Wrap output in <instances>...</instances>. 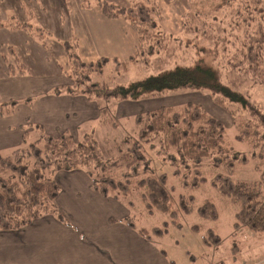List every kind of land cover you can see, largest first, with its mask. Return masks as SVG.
Masks as SVG:
<instances>
[{"label": "trees", "instance_id": "1", "mask_svg": "<svg viewBox=\"0 0 264 264\" xmlns=\"http://www.w3.org/2000/svg\"><path fill=\"white\" fill-rule=\"evenodd\" d=\"M129 3L124 6L109 0H82L80 6L95 4L104 16L124 17L138 38L130 61L150 65L151 56L156 54L155 60L173 66L127 84H116L110 76L105 78L104 71L111 60L118 73L121 61L117 57L99 56L83 61L77 52V40H61L60 45L71 63L65 75L72 83L55 86L52 93L82 95L93 101L99 110L96 120L110 130L120 126L114 112L121 102L141 105L144 99H156L167 93L206 91L231 115L236 129L234 139L247 146L248 152L257 150L264 158V111L235 82L223 79L226 77L222 73L223 62H216L221 48L232 72H243L246 79L264 82V0H220L213 5L210 1H199L192 21L183 23L182 32L176 35L159 24L161 14L156 0ZM225 16L229 20L223 27L219 21ZM4 26L27 32L45 48L46 37H52L41 26L28 21L15 20ZM183 48L191 53L187 63L176 59ZM8 50L14 62L6 63L9 73L26 74L14 49L8 46ZM213 50L216 52L208 57ZM36 99L37 96L30 94L23 100L2 99L0 116L11 114L20 103L30 107ZM131 121L132 131L126 130L121 139L113 141L105 150L94 131H88L76 141L66 130L52 135L45 131L43 124L29 122L26 117V123L20 125V145L9 148L6 153L0 150V232L22 229L46 214L69 224L55 202L60 187L52 175L58 170L78 169L85 171L90 179L89 188L101 196L121 200L131 209L134 202L127 197L135 195L145 210L168 213L170 220L179 225L167 186L168 175L157 173L152 162L171 166L180 185L194 191L207 180L199 167L204 158L210 159L212 167H221L210 182L238 207L234 227L245 225L252 232L264 231V167L258 169L257 181L249 183L232 178L236 165L245 164L249 159L245 153L229 146L225 126L218 117L190 101L136 111ZM178 197L184 213L196 211L203 219H217L216 207L209 199L195 205V196L191 193H181ZM124 221L151 238L145 227H137L131 215H126ZM151 230L161 234L157 226H151ZM217 240V235L211 233L207 242L216 244Z\"/></svg>", "mask_w": 264, "mask_h": 264}, {"label": "crops", "instance_id": "2", "mask_svg": "<svg viewBox=\"0 0 264 264\" xmlns=\"http://www.w3.org/2000/svg\"><path fill=\"white\" fill-rule=\"evenodd\" d=\"M80 3L81 0H0V14L5 15L0 21L7 23L6 16L9 20L30 19L52 35L51 47L58 40L74 38L82 59L94 60L97 54L108 56L109 52H116L113 50L126 36L133 53L137 38L123 16L109 18L98 5L82 7ZM0 41L12 46L17 54H24L30 65L27 74L9 73L6 63L12 61V56L9 52L3 54L6 49L0 42V99H17L23 94H40L42 88H52L53 75L59 76L58 61L63 55L59 44L58 54L55 50V55L51 53L58 58L52 61L50 46L44 49L20 29L0 27ZM36 52L42 53V57L37 59ZM45 52L49 59L43 56ZM47 82L48 88L42 86ZM43 97L49 101L40 97L30 107L18 104L13 113L0 116V150L20 145V125L26 117L29 122L46 126L45 130L52 135L55 128L57 132L70 130L98 118L95 103L82 95L52 93ZM54 175L60 187L55 202L69 224L46 214L22 229L0 232V264L174 263L159 243L124 221L127 210L123 204L89 188L90 179L84 170H58Z\"/></svg>", "mask_w": 264, "mask_h": 264}, {"label": "rangeland", "instance_id": "3", "mask_svg": "<svg viewBox=\"0 0 264 264\" xmlns=\"http://www.w3.org/2000/svg\"><path fill=\"white\" fill-rule=\"evenodd\" d=\"M82 1V0H81ZM114 3H118L124 6H129V2H145L148 3L149 0H109ZM199 1L202 0H156L159 14H161V19L159 21V24L162 25L163 29H166L170 33L176 35L180 34L182 32V25H186L190 20L195 16V5ZM212 2L213 4H219L220 0H205L206 3ZM5 15L0 14V18H3ZM6 22H15L13 18L11 20L7 19V16L5 18ZM229 20L228 16H225L220 19L219 24L223 27L227 24ZM21 21V20H18ZM26 21L30 22V19H27ZM25 21V22H26ZM23 22V21H21ZM217 22V21H216ZM7 23H4V21H0V27H3ZM32 25H35L33 22H30ZM184 23V24H183ZM37 26V25H35ZM135 37L136 33L133 30ZM27 36L30 37V40L36 41L34 36L28 35L27 32H25ZM52 38V37H51ZM137 38V37H136ZM74 38L70 39H61V40H71L73 41ZM138 39V38H137ZM51 39L49 37H46L45 41H47V46H50ZM61 40H58V43H54V46H50L48 48L51 53L58 54V48L59 52H63V55L59 58L58 61V68L60 70L59 76L53 75L55 79H52L53 85L52 88L46 90L42 88V91L40 94L32 93L30 95H35L37 98L42 97L45 100H48V97L45 98L43 96H46L48 94H52L53 89L55 86H58L60 83L63 84H71V79L65 75V73L70 71L71 63L68 60L66 53L63 51L62 46L60 45ZM76 40V39H75ZM54 41V40H53ZM1 44L2 41H0ZM39 42V41H36ZM41 44V42H39ZM78 43V41H77ZM3 50L6 49L4 53L10 52L8 50V45H5ZM59 45L56 47V45ZM137 44V41H136ZM42 46V44H41ZM220 44H218V48H220ZM12 47V46H9ZM43 47V46H42ZM116 52H109L107 55H101L97 54V57L99 56H106V57H117L118 60L121 61L120 67L118 70V73L115 72V63L111 60L108 62V64L105 66V78L108 79L112 78V83L116 84H127L129 82H132V80L136 79H142L143 77L147 75H155V73L159 72L161 69H166L168 67H172L173 65L163 64L159 60L156 59V54L151 56L152 63L150 65H142L135 61H130L129 57L132 52H130L129 49V38L126 36L125 39L122 42H119V46ZM44 47V49H46ZM78 48V44H77ZM181 54L177 56L176 59L179 61L183 60L185 63H187L188 58L190 59L191 53L188 51V49H182L180 50ZM188 51V52H185ZM216 52V50L211 51L208 54V57ZM219 55H217L218 64L220 62H223L222 68L224 69L222 73L226 76L223 77V79L230 80L232 82H235L237 87H239L241 90H244L250 100L255 103V105L260 107L262 111H264V82H255L251 79H246V77L243 75V72H232L230 68L228 67L225 60H227L225 57H223L221 53V48L218 50ZM15 52V51H14ZM134 52V51H133ZM37 53V52H36ZM53 53V54H54ZM118 53V54H113ZM190 53V54H189ZM2 54V57L4 56ZM15 54H17L15 52ZM51 54L52 61L55 58H58ZM189 54V55H188ZM18 59L19 62L24 66V68L28 71V68L30 65H27L26 58L24 54L19 53ZM49 55L45 52L43 53V56ZM221 56V57H220ZM42 57V53H37L36 58L39 59ZM96 57V58H97ZM95 58V59H96ZM211 58V56H210ZM222 58L224 61H222ZM25 59V60H24ZM83 61H88V59H82ZM13 62V59L10 63ZM14 63V62H13ZM16 67V72L19 71V68ZM31 68V67H30ZM33 68V67H32ZM65 71V72H64ZM231 71V72H230ZM27 74V73H26ZM27 76V75H26ZM115 76V77H114ZM45 77L42 78V81ZM46 79V78H45ZM114 81V82H113ZM49 83H43L42 86L47 87ZM234 84V85H235ZM48 88V87H47ZM25 94L18 96L17 100H23L25 99ZM3 99V98H2ZM0 99V101L2 100ZM15 99V98H14ZM194 102L196 104L202 105L206 111L211 114L218 117L223 125L225 126V137L227 139V143L229 146L234 148L237 151H240L242 153H245L248 156L249 161L245 164H238L235 167V172L232 175V178L236 181L242 180L245 182H254L259 179L260 171L258 169H262L264 167V158L262 156L258 155L257 150L249 151V148L242 144L241 142H237L234 139V135L236 133L235 126L232 124V117L231 115L221 108L217 103H215L210 96V94L206 91H179L178 93H167L166 96L157 97L156 99H144L141 103V105L138 108H134L132 106H129V102H121L120 104H117L115 106V112L114 116L118 117L120 120V126L119 127H113L110 130L103 126V124L100 123L98 120H91L96 123V127L91 125V121H85L80 126L78 125L77 130H75L74 127L72 129L66 131L70 132L73 139L77 141V139L80 138L85 133H88V131H94L97 133V139L99 143H102L105 150H107L113 143V141L121 139L125 134L126 130L132 131L134 123L131 121L132 115L136 111H144L148 108H156L158 105H178L179 103H185V102ZM22 104V103H20ZM147 106V107H146ZM119 109H122L121 112ZM112 110V114H113ZM13 113V112H12ZM122 113V114H121ZM130 116L131 118H126L127 116ZM128 116V117H129ZM26 123V122H25ZM37 123V121L35 122ZM27 125V124H26ZM44 126V125H43ZM46 128V126H44ZM28 129V125L27 128ZM47 130V128H46ZM45 130V131H46ZM53 132V128L51 129ZM56 130V128H55ZM53 132V135H59L60 133L64 132L63 130L57 132ZM29 132V130H27ZM47 132V131H46ZM48 133V132H47ZM4 153H6L8 150L2 149ZM200 171L203 173L204 177H206L207 180L198 188L194 189V191L184 189L180 185V180L176 176L172 174V167L166 166L162 163L156 162L154 160L152 163L155 166L154 170H156L157 173L159 172H165L168 175V184L169 187V194L172 197V208L177 210V217L176 221L179 222V225L176 224V222L170 220V215L168 213L164 212H148L145 210L142 203H140L139 198L134 195L128 196L127 199L129 201L134 202V206L130 209L123 203L121 200H118L123 206H125L127 210V215H131V218L133 217L134 222H136L137 227L143 226L145 227V230L148 232L149 236L151 235V239L161 245L165 251V255H168L169 258H171L174 263L173 264H264V231H251L249 228H247L245 225H241L238 228L234 227V222L236 221L235 214L238 210V207L230 201V199L224 197L219 193V191L211 184L210 180L211 178L221 170V167L218 166L216 168L211 166V161L209 158H204L201 160ZM155 163V164H154ZM52 177L55 179V175L53 174ZM56 180V179H55ZM181 193L189 194L191 193L193 196H195V205L202 204L206 199H209L213 204L214 207H216L217 210V219L216 220H209V219H203L198 215V213L192 212L190 214L184 213L182 209L179 207V195ZM133 197V198H132ZM132 199V200H130ZM136 202V203H135ZM64 215V214H63ZM151 226H157L158 231L161 232L159 235L158 233L152 232ZM211 233H215L217 235V241L218 243L212 244L208 243V237ZM212 239V238H211ZM206 240V241H205Z\"/></svg>", "mask_w": 264, "mask_h": 264}]
</instances>
